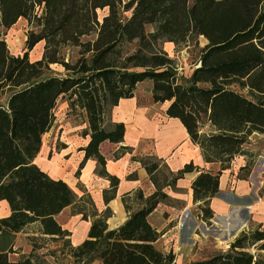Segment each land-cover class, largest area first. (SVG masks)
Segmentation results:
<instances>
[{
	"label": "trees",
	"instance_id": "trees-1",
	"mask_svg": "<svg viewBox=\"0 0 264 264\" xmlns=\"http://www.w3.org/2000/svg\"><path fill=\"white\" fill-rule=\"evenodd\" d=\"M131 1L130 14L121 18L122 0H0V95L6 93L0 102V200L9 209L0 217V264H40L31 254L13 261L7 257L13 250L5 238L29 225L39 237L60 241L59 250L66 249L71 264L94 259L99 264H175L171 250L156 247L159 232L147 220L166 197L152 176L153 192H132L137 205L129 206V196H122L128 215L113 228L106 226V211L96 213L91 200L81 197L76 212L91 221L82 240L69 243V231L55 215L74 202L75 194L33 162L63 94L68 107L85 113L81 133L89 139L80 147L83 158L101 164L99 143L121 140L124 130L122 122L106 121L110 107L132 96L137 82L149 80L152 100L168 101L166 115L180 120L205 161L219 163L217 171H200L190 184L202 221L212 216L208 202L217 192L220 170L234 155L246 153L242 146L250 133L264 135V0ZM104 8L99 17L97 9ZM20 17L26 20L25 49L11 54L3 31ZM199 35L205 43L183 77L161 42L196 43ZM40 40V57L29 60L28 52ZM49 63L60 64L62 74L44 75ZM142 162L149 173L157 167ZM191 167L187 163L171 180ZM116 180L109 176L111 190ZM111 196L102 193L104 200ZM233 239L226 249L186 264H264V229H241Z\"/></svg>",
	"mask_w": 264,
	"mask_h": 264
},
{
	"label": "crops",
	"instance_id": "crops-1",
	"mask_svg": "<svg viewBox=\"0 0 264 264\" xmlns=\"http://www.w3.org/2000/svg\"><path fill=\"white\" fill-rule=\"evenodd\" d=\"M39 42L41 40L36 43ZM150 85L149 80H140L135 84L132 96L119 98L110 107L106 121L108 124L122 122L124 130L121 140H103L99 143L98 151L102 155L103 163H98L93 157L83 158L80 147L86 144L89 137L88 134L82 135L81 130L87 126V122L78 124L70 122L67 118L61 119L55 136L42 138L33 162L49 176L68 183L77 196L82 193L85 197L88 196L96 213L106 211L107 228L122 223L128 215L122 196L128 195L127 203L134 207L137 205L131 196L134 190L140 189L146 195L156 189V184L151 180L152 176L166 197L158 201L148 213L147 220L159 232L155 240L156 247L163 251L171 250L175 256V264H179L185 258L184 253L188 254L196 242V238L192 236V230L196 226L195 219L201 220L197 215L199 212L197 205L200 201H194L191 194L192 178L203 170L217 171L219 163L203 159L201 149L191 141L180 120L166 115L168 101L152 100ZM66 106L65 100L62 104L64 112ZM254 135L264 139L262 134L250 133L247 142L242 146L246 153L234 155L228 166L220 170L217 192L208 202L212 216L203 222L213 221V217L219 214L226 215L234 207L239 209L240 199H247L249 193L254 194L256 183L251 187L245 178L236 176L239 167L253 163L254 157L247 145ZM142 160L148 163L155 162L157 167L149 173ZM187 163L192 164V167L171 180L172 175ZM111 175L117 178L112 190L109 182ZM104 190L112 194L108 200L102 197ZM0 202L5 206V212L2 214L5 216L9 211L7 202L6 200ZM69 205L71 204L66 206ZM65 208H62L55 218ZM243 208L247 209V206ZM190 211H193L194 215H190ZM75 217L77 221L74 227L68 223L61 225L57 221L62 229L69 231L67 237L72 245L79 243L86 235L91 221L89 215L83 218L82 213L76 212ZM31 229L29 225L23 230L32 231ZM29 234L36 235L37 232ZM235 234L230 236V242ZM22 252L24 251H19L21 254ZM12 253L17 256L10 258L13 261L19 254ZM90 264H99V260L95 259Z\"/></svg>",
	"mask_w": 264,
	"mask_h": 264
},
{
	"label": "rangeland",
	"instance_id": "rangeland-1",
	"mask_svg": "<svg viewBox=\"0 0 264 264\" xmlns=\"http://www.w3.org/2000/svg\"><path fill=\"white\" fill-rule=\"evenodd\" d=\"M131 5V0H122L120 9L121 18L130 14L129 11L131 9ZM105 12V8L97 9V14L99 15V17H101ZM26 29L27 27L25 19L19 18L13 25L3 31V38L6 47H8V50L11 54L21 53L22 51H24ZM204 43V38L199 35L196 43L189 42L184 45H175L171 41H169L168 43L164 41L161 42L160 47L166 52L168 56L174 58L176 71L183 77H185L190 73V70L197 60L196 56L198 50ZM129 46L133 47V44H130ZM42 47V41L39 43H35L32 46L31 50L28 52L29 60L39 58L42 52ZM48 66L49 69H47L44 75L53 72L62 74L63 72V67L60 64L49 63ZM5 97L6 93L2 92V94L0 95L1 103L5 101ZM65 100L67 103L68 101L66 94H63V96H59L57 98L56 104L54 106L55 108L53 110L54 118H56L54 122L52 121L53 127H51L49 131H47V133L42 135L41 138H44L46 136H55L56 132L58 131L57 126L61 124V119L67 118V120H69L70 122H75L78 124L87 122L85 113L81 108H71L68 107L67 104L64 112V110H62V104L65 103ZM203 128H205V126ZM247 147L252 151V155L254 157L252 158L253 163L249 166L245 165L244 167H239V169H237L236 171V176L245 178L248 181L249 186L255 183L257 186L253 189L254 194L249 193L247 199H240L239 209L236 207L234 208L237 209L240 218L244 220L243 222L245 223V225L241 229H248L255 226H260L261 229H264V139L260 138L257 135H254V137L249 139ZM73 192L75 194L74 202L71 205L66 206V208L62 210V212H60L56 217L57 221L61 225H65L67 223L71 224V227H74L76 225L77 219L75 218L77 217H75V214L77 209H79V207L81 206V197L85 196L83 193L77 196L74 190ZM84 205L85 208L88 207V202L85 200ZM243 206H247V209L243 208ZM4 207L5 206L0 202V217H3L2 214H4L5 212ZM190 215H194L193 211H190ZM219 215L215 220H209V222H203L198 218L195 219L196 226L192 230V236L196 238V242H194V244L188 251V254L184 253L185 258H183L179 262V264H186L190 260L204 258L205 256L213 252L224 250L228 247L230 242L229 238L231 237L226 235L224 236V234L221 233V225L217 222L220 218ZM210 224H213L214 226H211ZM241 229L237 230L236 234ZM28 232L31 233L32 231L22 230L18 234H12L11 236H7V238H5L10 239L12 242L11 246H13V251L7 252V257L9 260L10 258L13 259V257H17L15 256V253L12 252L18 253L19 257L21 255L19 251L23 250L24 252H22V254L28 253V255L31 254L35 256V259L39 260L40 264H71V259L69 255L66 254V249H64L63 252L59 250L60 241H50L48 238L44 239V237H39L38 234L33 235L29 234ZM252 249L253 248H251V250ZM260 253L264 255V249L260 250ZM92 261H90L88 264H90Z\"/></svg>",
	"mask_w": 264,
	"mask_h": 264
},
{
	"label": "bare ground",
	"instance_id": "bare-ground-1",
	"mask_svg": "<svg viewBox=\"0 0 264 264\" xmlns=\"http://www.w3.org/2000/svg\"><path fill=\"white\" fill-rule=\"evenodd\" d=\"M219 216V221H216L221 225V233L224 234V236L234 235L237 230L241 229L245 225V223L243 222L244 220L241 219L238 215V211L236 208H232V210L226 215Z\"/></svg>",
	"mask_w": 264,
	"mask_h": 264
},
{
	"label": "water",
	"instance_id": "water-1",
	"mask_svg": "<svg viewBox=\"0 0 264 264\" xmlns=\"http://www.w3.org/2000/svg\"><path fill=\"white\" fill-rule=\"evenodd\" d=\"M217 217H213V220H215ZM234 239L232 238V240L231 241H233Z\"/></svg>",
	"mask_w": 264,
	"mask_h": 264
}]
</instances>
